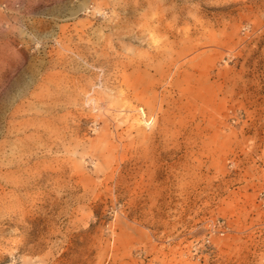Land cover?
<instances>
[{
    "label": "rangeland",
    "instance_id": "1",
    "mask_svg": "<svg viewBox=\"0 0 264 264\" xmlns=\"http://www.w3.org/2000/svg\"><path fill=\"white\" fill-rule=\"evenodd\" d=\"M0 264H264V0H0Z\"/></svg>",
    "mask_w": 264,
    "mask_h": 264
}]
</instances>
